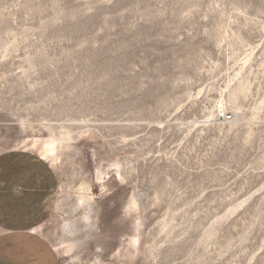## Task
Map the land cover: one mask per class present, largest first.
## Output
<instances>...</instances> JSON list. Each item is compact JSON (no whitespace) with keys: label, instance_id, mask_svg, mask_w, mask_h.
Masks as SVG:
<instances>
[{"label":"rangeland","instance_id":"374dc122","mask_svg":"<svg viewBox=\"0 0 264 264\" xmlns=\"http://www.w3.org/2000/svg\"><path fill=\"white\" fill-rule=\"evenodd\" d=\"M57 137L62 264H264V0H0V152Z\"/></svg>","mask_w":264,"mask_h":264},{"label":"crops","instance_id":"0c3cea01","mask_svg":"<svg viewBox=\"0 0 264 264\" xmlns=\"http://www.w3.org/2000/svg\"><path fill=\"white\" fill-rule=\"evenodd\" d=\"M11 151L0 152V264H62L42 232L56 188L54 166L39 155L41 162L19 164L18 150Z\"/></svg>","mask_w":264,"mask_h":264},{"label":"bare ground","instance_id":"6f19581e","mask_svg":"<svg viewBox=\"0 0 264 264\" xmlns=\"http://www.w3.org/2000/svg\"><path fill=\"white\" fill-rule=\"evenodd\" d=\"M61 138L62 137H57L51 141H45L42 143V145L39 148L42 151V156H43L42 158L48 161L49 160L52 161V165H54L59 159V155L57 154L58 152L57 147H58V143L61 142L60 141ZM89 190L90 189L86 188L85 189L86 195L81 196L79 200L85 204V207H84L85 213L82 215L81 220L84 223L86 222L84 227H87V231L81 234V231H83V229H81L79 225H77L78 219L73 218L76 212L75 210L76 208H73V209L71 208L72 213L69 214V218L64 219V224H63L64 225L63 231L66 237L63 244L65 243V245L61 247L60 245L57 246L56 248L59 251L63 250L65 253H75L77 249H79L81 246H83L86 243L85 239H91L93 235L97 233H101V227L99 226V223H100V220L102 219V218L100 219V216L102 213L100 214L101 210L99 206L96 205V201L94 200V197L91 194V192L90 194L88 193ZM137 198H138L137 193H135L131 197V199L128 201L127 208L129 211L131 210L135 211V210L140 209L139 204L137 203ZM141 224L142 223L137 222L136 228H135L136 233L134 235L129 236V245L132 250L131 251L132 253L140 249L141 238H139V235L137 232L139 231V227ZM42 230H44V228H42ZM110 231L111 230H106V233L109 234ZM99 263L104 264L100 262L99 260L92 262V264H99Z\"/></svg>","mask_w":264,"mask_h":264},{"label":"built area","instance_id":"2783aa9c","mask_svg":"<svg viewBox=\"0 0 264 264\" xmlns=\"http://www.w3.org/2000/svg\"><path fill=\"white\" fill-rule=\"evenodd\" d=\"M230 118H232V116H231V115H228V116H227V120H229Z\"/></svg>","mask_w":264,"mask_h":264}]
</instances>
